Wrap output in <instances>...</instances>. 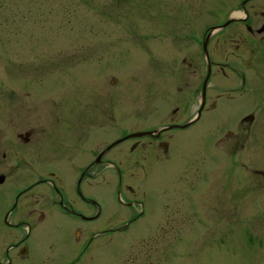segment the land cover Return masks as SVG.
Segmentation results:
<instances>
[{
  "label": "rangeland",
  "instance_id": "374dc122",
  "mask_svg": "<svg viewBox=\"0 0 264 264\" xmlns=\"http://www.w3.org/2000/svg\"><path fill=\"white\" fill-rule=\"evenodd\" d=\"M240 1L0 0V174L7 179L0 184L1 262L264 264V52L237 51L247 39L240 23L232 25L238 39L229 35L231 27L216 32L213 58L228 66L246 63L252 85L242 88L228 66L223 73L215 68L201 119L166 132L169 150L151 146L149 137L137 150H131L137 139L113 149L108 155L122 163V188L114 170L92 169L88 197L102 213L88 221L86 251L71 231L79 219L57 216L55 209L39 214L34 202L47 190L53 203L51 185L34 187L7 214L19 189L48 177L37 168L38 150L69 108L83 116L88 106V147L96 141L94 151L128 131L160 128L170 117L185 123L195 115L201 93L193 90L204 72L194 69L205 64L195 37L230 19ZM250 113L254 120L242 123ZM27 130L26 144L18 135ZM54 171L70 185L71 171ZM109 179L115 182L104 183ZM143 203L150 215L130 231L95 235L109 218L139 214ZM57 220L64 221L61 227ZM18 222V228L9 225ZM25 235L29 256L17 260L9 246Z\"/></svg>",
  "mask_w": 264,
  "mask_h": 264
},
{
  "label": "flooded vegetation",
  "instance_id": "af4514ba",
  "mask_svg": "<svg viewBox=\"0 0 264 264\" xmlns=\"http://www.w3.org/2000/svg\"><path fill=\"white\" fill-rule=\"evenodd\" d=\"M236 12H240L241 16L235 15ZM230 16L231 18L223 23L209 24L201 33L198 31L199 35L195 37V44L197 45L198 50H200L197 53V56L200 60H203V63H205L203 64V67L194 69L195 72H201V70H203L204 72L203 78H201V80L195 85V88L193 90V93L195 94L201 93V100L199 101L198 109L195 115L187 119L185 123L173 120L172 117H170L169 123L166 125H162L160 128L128 131L119 138L110 141V143H108L99 151H94L93 146L95 145L96 141L92 146L88 147V136H90V133L88 134V123H91L90 121H88V106L83 116L71 115L74 114L75 109L69 108V110L71 109V114L66 112L69 110H65V113L69 115L57 117L54 120L55 128L53 129V132L48 134L45 141H41V144H43L40 145L39 150H44L45 148H47L48 152L42 156L41 152L38 150L39 153L37 168L39 169V171L48 172V177L39 175V178L35 182L19 189L17 193V201L15 202L14 206L12 205L11 208H9L7 214H12L18 207L19 199L22 196L28 195L34 187H37L40 184H43V187L45 185H47V187L51 185L53 186V192H55L53 203L47 190H45L46 194L42 195L41 199H37L34 202V204L37 205L36 208L39 214L41 213L44 217H46V212H50L55 209L57 212V216H72L75 219H79L81 223L77 224V226L74 225L71 231L74 235V240L77 241L78 245H82L84 247V251H86L88 249V221L98 220L102 213V207L100 206V204L88 197V177L92 176L91 170L94 168H101L103 170L106 167L108 169L114 170L118 177L117 185H120V187L122 188L124 186V172L120 169L122 163L120 162V160L112 159L108 155L113 149L130 139H137V141L131 144L134 145L133 149H131L132 151H134L137 150L138 146L140 147L143 144L142 142L140 143V140L149 137V143L151 144V146L154 147L156 144L164 147V149L166 150H169V143L164 139V134L166 132L172 130L174 131L179 128L187 129L199 122L202 117V113L207 108L206 105L208 103V100L206 91L209 85V81H211V78L216 74L215 68L218 67L219 70H221L223 73L226 72V68L229 65L226 62L217 61L213 58L215 56L214 53L216 49L212 48V39L217 34L216 32H218V30L226 31L229 27H231L233 28V30L229 33V35L232 39H238L236 27H232V25L236 23L242 24L243 26L240 27V30L242 28L245 29V36L247 39H245L243 43H245L246 46H244L240 42L237 43V51H240L244 48L247 49L249 47L248 49H250L249 51L252 52V55L256 56V53L257 55L259 53L263 54L264 0H241L240 3L236 5V9L231 10ZM228 21L229 23L227 24ZM219 39L221 40V38ZM183 62H186L185 57L183 58ZM228 67L230 71L235 73L234 75L241 77L240 79L242 88H247V86L250 87L252 85L250 82V74H247V72L245 71V67H247L246 63H238L237 65H231ZM230 90L228 97L229 100L230 98L232 99V92L234 89ZM179 91H182V87ZM187 100V103L190 102L189 99ZM209 104L210 109L217 107L218 100H213L211 103L209 102ZM177 111L178 108L174 109L172 113H176ZM254 118L255 116L250 113L243 116L240 121L245 124L253 121ZM69 122H72V125H64L65 123L68 124ZM30 130H27L25 133H20L18 135L20 139L26 142V144L31 140L32 131ZM140 132L151 133L143 136H131L135 133ZM228 134L230 135L231 132L228 131ZM172 135L173 134H170V136L168 137L172 138ZM153 141H159V143H153ZM52 149L53 151H51ZM93 151L95 152L94 157H92ZM47 156L49 157L48 161ZM40 158L44 162L41 163ZM58 168H63L72 172L70 185H67L65 183L64 176H62L61 173L54 171L58 170ZM4 177L5 179L2 183L7 180L6 175H4ZM112 182H115V180H105L104 183L111 184ZM131 200L132 199L128 201L129 203L125 204H127V206H131ZM49 203H52L51 207ZM30 206H32V203L30 204ZM88 206H92L95 208L94 214H88ZM148 213H150V210L149 208L147 210L146 204L143 203L142 210L139 214L134 216L131 215L127 219L124 218V214L109 218L103 224V227L94 231L95 235H114L116 233L124 234L131 230L134 223L139 221L141 218L150 215ZM114 219H116L118 222L120 221V223H118ZM58 221L64 222L62 220H57V223ZM21 222L9 225L13 228H18ZM72 223L74 224L73 221ZM58 226L61 227V224L58 223ZM70 227L72 226L70 225ZM65 229L69 230V227ZM28 239L29 235H25L19 241L12 243L9 246V250H14L17 252V255H15L16 259L18 258L17 260L23 261V258L26 259V257L29 256ZM13 262L14 260L10 258L7 261H0V264H13Z\"/></svg>",
  "mask_w": 264,
  "mask_h": 264
},
{
  "label": "water",
  "instance_id": "95a60500",
  "mask_svg": "<svg viewBox=\"0 0 264 264\" xmlns=\"http://www.w3.org/2000/svg\"><path fill=\"white\" fill-rule=\"evenodd\" d=\"M229 23V21L227 22V24ZM175 126V125H174ZM183 126H187V125H183ZM151 132H140V133H135L131 136H143V135H146V134H149ZM5 177L4 175H0V183H2L4 181Z\"/></svg>",
  "mask_w": 264,
  "mask_h": 264
},
{
  "label": "bare ground",
  "instance_id": "6f19581e",
  "mask_svg": "<svg viewBox=\"0 0 264 264\" xmlns=\"http://www.w3.org/2000/svg\"><path fill=\"white\" fill-rule=\"evenodd\" d=\"M241 13L240 12H236L235 15H240Z\"/></svg>",
  "mask_w": 264,
  "mask_h": 264
}]
</instances>
